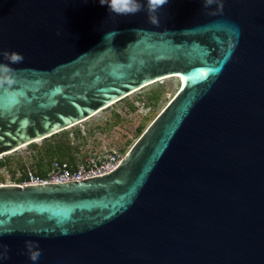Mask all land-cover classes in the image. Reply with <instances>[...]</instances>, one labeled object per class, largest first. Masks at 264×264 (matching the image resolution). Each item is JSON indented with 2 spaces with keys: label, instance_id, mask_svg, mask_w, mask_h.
Instances as JSON below:
<instances>
[{
  "label": "water",
  "instance_id": "obj_1",
  "mask_svg": "<svg viewBox=\"0 0 264 264\" xmlns=\"http://www.w3.org/2000/svg\"><path fill=\"white\" fill-rule=\"evenodd\" d=\"M203 2L0 0V156L181 79L113 170L0 183V264H264V0Z\"/></svg>",
  "mask_w": 264,
  "mask_h": 264
},
{
  "label": "rangeland",
  "instance_id": "obj_2",
  "mask_svg": "<svg viewBox=\"0 0 264 264\" xmlns=\"http://www.w3.org/2000/svg\"><path fill=\"white\" fill-rule=\"evenodd\" d=\"M178 88L177 77L161 79L85 121L0 156V161H6L0 164V183L18 181L23 168L32 170L48 167V161L59 154L55 153L52 157L46 154L45 149L50 145H59L58 152L64 153L62 158L73 162L87 156H100L111 149L124 155ZM152 92L158 95V99L151 98L153 103H150L148 96Z\"/></svg>",
  "mask_w": 264,
  "mask_h": 264
},
{
  "label": "clouds",
  "instance_id": "obj_3",
  "mask_svg": "<svg viewBox=\"0 0 264 264\" xmlns=\"http://www.w3.org/2000/svg\"><path fill=\"white\" fill-rule=\"evenodd\" d=\"M101 5L107 4L109 7V11L111 14H116L118 16L124 15H134L142 10V5L139 3V0H99ZM168 3V0H147V10L149 13V22L152 24H158V16L157 13L159 10ZM204 8H210L213 5V0H204ZM155 14V15H154ZM136 33L140 31V29L134 30ZM119 33L117 30L113 29L111 32L106 33L104 40H112ZM3 56L4 60L8 61V63H0V85L5 82L8 84H12L14 81L11 78L14 75L11 64L21 63L24 59L23 55L18 52H8L3 51L0 53ZM26 248L28 251V255L31 261L35 262L39 260L42 251L39 248L38 241H26ZM3 251L0 252V259L8 258V247L7 245L2 246Z\"/></svg>",
  "mask_w": 264,
  "mask_h": 264
},
{
  "label": "built area",
  "instance_id": "obj_4",
  "mask_svg": "<svg viewBox=\"0 0 264 264\" xmlns=\"http://www.w3.org/2000/svg\"><path fill=\"white\" fill-rule=\"evenodd\" d=\"M122 157L123 154L111 149L100 156H87L76 162L53 158L44 176L28 169L25 170L23 179L13 183L22 185L64 182L98 176L113 170Z\"/></svg>",
  "mask_w": 264,
  "mask_h": 264
},
{
  "label": "trees",
  "instance_id": "obj_5",
  "mask_svg": "<svg viewBox=\"0 0 264 264\" xmlns=\"http://www.w3.org/2000/svg\"><path fill=\"white\" fill-rule=\"evenodd\" d=\"M148 98H149V102L150 103H153V101L152 100H157L158 99V95L157 94H155V93H151V95L150 96H148ZM151 98H152V100H151ZM145 104H148L147 102H145ZM144 104V105H145ZM59 145H55V146H52V145H50V146H48L46 149H45V152H46V154H48L50 157H52V156H54L55 155V153H59L58 154V156H56V157H53V158H57V159H61V160H67V159H64V158H62L63 156H64V153H63V151H60V152H58L59 151ZM52 158V159H53ZM52 159H50L49 161H48V167H49V165H50V162H51V160ZM72 159V158H71ZM68 161H70V162H73V160H68ZM6 163V161L3 163L2 161H0V164H5ZM48 167H46L45 169H32L33 171H35L37 174H39V175H42V176H44L45 174H46V172H47V168ZM22 175L20 176V177H18V180H21V179H23L24 178V172H25V169L23 168L22 169Z\"/></svg>",
  "mask_w": 264,
  "mask_h": 264
},
{
  "label": "bare ground",
  "instance_id": "obj_6",
  "mask_svg": "<svg viewBox=\"0 0 264 264\" xmlns=\"http://www.w3.org/2000/svg\"><path fill=\"white\" fill-rule=\"evenodd\" d=\"M177 79L179 80V87H180V85H181V79H180L179 77H177ZM137 91H138V90H137ZM132 93H134V92H132ZM132 93H130V94H132ZM130 94H129V95H130ZM129 95H128V96H129ZM113 104H114V103H113ZM111 105H112V104H111ZM104 109H105V108H104ZM102 110H103V109H102ZM100 111H101V110H100ZM100 111H98V112H100ZM98 112H97V113H98ZM97 113H95V114H97ZM95 114H94V115H95ZM94 115H92V116H94ZM92 116H91V117H92ZM89 118H90V117H89ZM87 119H88V118H87ZM87 119H85V120H87ZM85 120H84V121H85ZM36 141H39V139L36 140ZM36 141H35V142H36ZM23 146H26V145H22V146L19 147L18 149L22 148ZM18 149H17V150H18ZM9 153H10V152H9Z\"/></svg>",
  "mask_w": 264,
  "mask_h": 264
}]
</instances>
